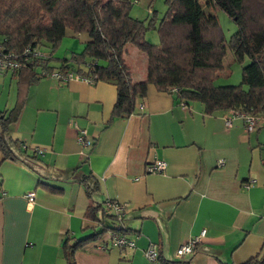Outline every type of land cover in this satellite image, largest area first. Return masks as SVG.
Returning a JSON list of instances; mask_svg holds the SVG:
<instances>
[{
    "label": "crops",
    "instance_id": "crops-1",
    "mask_svg": "<svg viewBox=\"0 0 264 264\" xmlns=\"http://www.w3.org/2000/svg\"><path fill=\"white\" fill-rule=\"evenodd\" d=\"M138 57L141 69L129 66L133 82L145 78L146 59ZM138 57L131 48L126 53L129 63ZM16 77L0 75V112L15 104ZM115 96V87L103 81L38 78L28 85L7 133L28 149L27 156L34 148L44 152L28 157L29 167L19 161L20 146L9 142L16 160L0 153V264H65L64 239L80 238L93 227L83 219L86 206L110 200L125 205L122 225L137 234L135 247L114 248L106 235L76 250L74 264H150L143 255L149 245L164 260L184 264H242L260 257L264 125L247 132L230 111L206 115L201 103L191 101L182 109L174 95L152 85L134 114L109 122ZM69 122L85 131L90 146L76 143ZM155 161L164 169L147 173ZM81 175L98 184L89 199L76 182ZM29 192L34 197L28 205ZM201 231L192 253L176 259V249Z\"/></svg>",
    "mask_w": 264,
    "mask_h": 264
},
{
    "label": "trees",
    "instance_id": "trees-1",
    "mask_svg": "<svg viewBox=\"0 0 264 264\" xmlns=\"http://www.w3.org/2000/svg\"><path fill=\"white\" fill-rule=\"evenodd\" d=\"M164 5L165 12L156 28L159 43L153 45L143 38L142 21L128 15L130 0H0V54L18 58L25 53L26 58L23 67L11 72L17 76L15 104L0 112L3 158L18 159L9 142L14 147L20 145L10 140L7 130L19 116L28 85L42 78L44 71L88 75L93 83H111L116 96L109 122L134 114L136 103L145 98L148 85L174 95L180 104L201 103L206 115L230 111L264 117V0H164ZM215 10L223 12L235 26L228 40L221 34L213 15ZM66 31L87 36L80 53L61 60L57 69L48 65L50 54L42 58L33 55L42 49H55ZM127 46L145 56L142 81L131 80L126 63ZM227 50L238 63L244 57L248 59L241 67L240 83L213 86L212 79L222 69ZM23 152L19 161L29 167L28 157L33 155ZM76 182L88 199L98 191L97 182L89 175L78 176ZM83 219L93 227L80 238L64 239L61 250L65 264H74L76 250L102 242L106 235L137 237L122 225L123 220L115 219L106 202H89ZM157 264L184 263L169 262L158 255ZM242 264H264V253Z\"/></svg>",
    "mask_w": 264,
    "mask_h": 264
},
{
    "label": "built area",
    "instance_id": "built-area-1",
    "mask_svg": "<svg viewBox=\"0 0 264 264\" xmlns=\"http://www.w3.org/2000/svg\"><path fill=\"white\" fill-rule=\"evenodd\" d=\"M27 52V51H25ZM36 57L42 58L44 55L40 53V51H37ZM20 58V59H19ZM24 61H26L25 53L20 55L18 58H13L10 55H1L0 54V75L5 72H13L18 70L19 68L24 66ZM40 77L42 78H49L52 80H55L59 83H65L68 81H79L85 84H93V80L88 75H80L75 74L71 72H62L59 70H52L49 72H42ZM172 93H175V89L171 90ZM180 107L182 109L185 108L184 104H180ZM232 118L237 117L240 118L243 122V126L245 131H252L256 127L264 125V117L262 118H256L252 116L242 115V114H234L232 113ZM231 119H228L225 121L224 125L226 127L230 126ZM68 126H70L73 130H75V136H76V143L82 147L86 148L90 146V141L86 139L85 131L82 129H79L74 122H69ZM21 151H27L28 149L21 144L20 145ZM29 152L32 155L35 156H42L44 150L41 148H34L32 150H29ZM221 162L217 164V166H221ZM164 169V163L161 161H155L153 164H150L146 167V172L150 174L160 173ZM34 194L32 192L27 193L24 198L26 199V203L29 205L33 200ZM107 208L111 211L115 219L120 222L124 219L125 216V205L124 204H118L115 202H106ZM204 231H201L198 236L192 238L189 240V242L180 245L176 251H175V257L176 259H182L185 256H188L192 253L194 247L200 243V239L203 237ZM109 239L111 242V246L117 249H133L135 247L134 241L135 238H129L128 236H111L109 234ZM144 257L150 264H157V258L158 253L156 250V247L153 245H149L146 250L143 252Z\"/></svg>",
    "mask_w": 264,
    "mask_h": 264
},
{
    "label": "rangeland",
    "instance_id": "rangeland-1",
    "mask_svg": "<svg viewBox=\"0 0 264 264\" xmlns=\"http://www.w3.org/2000/svg\"><path fill=\"white\" fill-rule=\"evenodd\" d=\"M131 6L128 11V15L131 18L137 19L139 21H142L143 26L145 28L144 36L146 42L157 45L159 43L158 35H157V25L159 23V20L163 16L165 12V5L164 0H130ZM152 12L153 15H152ZM150 15L153 16V24L150 25L149 19ZM213 15L216 17L218 27L221 31L222 36L225 40H228L230 36L235 31L234 24L226 17V15L219 11L215 10L213 12ZM83 47L82 39L80 35H72L69 31H66L65 37H63L57 47L55 49L48 50V49H42L40 52L46 56H51L50 63L48 64L49 67H57V65L60 64V61L63 59H69L71 54L80 53ZM130 48L133 50V52L136 53L137 57L138 54L144 56L143 53L137 51L136 49H133L132 46H127V53L130 52ZM136 50V51H135ZM128 58V57H127ZM126 58V60H127ZM134 61L136 63H134ZM248 62V59L244 57L242 59V62L238 63L235 60H233L230 52L227 50L224 58L222 59V69L219 70V72L216 73V75L212 79V85L213 86H237L240 83V71L241 67L245 65ZM128 67L131 66L134 68V70H140L141 65L138 60L133 59L128 62L126 61ZM3 97L0 98L2 100ZM5 99L3 101H0V111L3 109V104ZM7 102V101H6Z\"/></svg>",
    "mask_w": 264,
    "mask_h": 264
}]
</instances>
